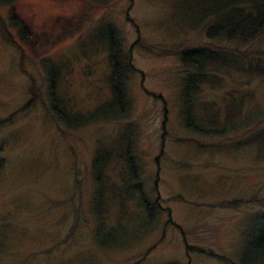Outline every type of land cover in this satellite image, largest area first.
Returning a JSON list of instances; mask_svg holds the SVG:
<instances>
[{
	"label": "rangeland",
	"instance_id": "1",
	"mask_svg": "<svg viewBox=\"0 0 264 264\" xmlns=\"http://www.w3.org/2000/svg\"><path fill=\"white\" fill-rule=\"evenodd\" d=\"M210 6L0 4V120L11 117L0 125V264H226L185 245L240 260L264 207L218 203L264 198V43L207 38ZM13 20L27 27L26 40ZM110 33L133 67L124 116L76 128L48 120L46 66H57V95L72 112L108 99ZM191 48L212 53L195 76L191 123L218 135L183 128L182 77L194 69L185 72L179 54ZM31 85L36 108L22 111ZM141 192L150 208L138 204Z\"/></svg>",
	"mask_w": 264,
	"mask_h": 264
},
{
	"label": "trees",
	"instance_id": "2",
	"mask_svg": "<svg viewBox=\"0 0 264 264\" xmlns=\"http://www.w3.org/2000/svg\"><path fill=\"white\" fill-rule=\"evenodd\" d=\"M14 0H0V4L8 5ZM94 1L97 0H88ZM204 3H211L210 8L213 9L212 12L207 13L211 15L213 19L208 23V28L206 30L207 38H221L225 41H238L239 43H248L260 38L264 43V0H203ZM213 20L215 22H213ZM214 23V24H213ZM12 26L18 30V35L21 39L26 40L28 35V30L25 25L19 20H13ZM136 28V27H135ZM107 43V76L106 84L108 87L109 97L104 104L99 105L97 108L87 112H72L71 109L67 108L62 104L60 97L57 95V66H46V112L49 113L46 120H50L56 124H64L66 128H76L81 127L87 123H94L103 121L116 122L120 120L125 114V111L128 107L127 99L125 97L124 90V76L126 74H131L133 72L132 65L127 60L119 56L118 53V42L115 37L110 33L107 37V40L104 39ZM209 52L202 51L199 48H191L186 50L183 53L179 54V61L186 72L189 68L194 69V72L189 73L182 77V89L181 97L183 98V128L187 131L192 132L195 135L203 136L204 135H218L219 133L215 132L212 128L209 129L207 126L199 123H191V113L189 110H192L191 105L193 103L192 91L194 89L195 76L201 75L203 72L202 67L208 61V58L211 57ZM129 54V53H128ZM170 54L168 51H163L157 57L165 56ZM206 58V59H205ZM205 59V60H204ZM259 68L262 66L257 65ZM260 70V69H259ZM264 70V69H263ZM261 71V70H260ZM209 72V71H208ZM32 85L29 89L30 95L26 102L22 105V111L30 110L36 108L37 94L32 90ZM156 100H159V97H154ZM161 99V98H160ZM162 101V100H161ZM162 108L163 119L161 121V129L164 131L165 127V116L166 110ZM44 118V117H42ZM264 118V113L261 116V121ZM11 121L9 116L7 119L0 120V125ZM248 130V129H247ZM221 133V132H220ZM164 137V132L161 135V140ZM162 146V144H161ZM162 150L160 149L159 156L155 158V163L157 164L159 157L161 156ZM125 160L129 159V165H132L131 170L133 171L134 166V157L129 152L127 156H124ZM0 158V172L3 170L4 164ZM3 163V164H2ZM138 178V177H137ZM95 180V179H94ZM136 179H131L130 184H135ZM140 200L139 205H143L145 208H150L152 204L147 203L143 199V193L139 194ZM177 198V197H176ZM159 201L156 198L154 205H157ZM251 201L255 202L258 205L264 207V198H248L246 201L241 199H233L226 202L218 203V206H227L234 207L239 203ZM167 224H170L175 227V225L169 219ZM249 242L245 245L240 260L235 263L229 259L216 255L214 253L204 252L202 249L197 247H189L185 245L186 252H196L199 254H204L209 258L217 259L225 262L226 264H264V217L261 216V221L257 226H253V229L248 232Z\"/></svg>",
	"mask_w": 264,
	"mask_h": 264
}]
</instances>
